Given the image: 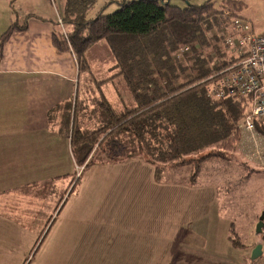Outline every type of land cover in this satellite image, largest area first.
I'll list each match as a JSON object with an SVG mask.
<instances>
[{"label": "rangeland", "instance_id": "1", "mask_svg": "<svg viewBox=\"0 0 264 264\" xmlns=\"http://www.w3.org/2000/svg\"><path fill=\"white\" fill-rule=\"evenodd\" d=\"M110 1L115 0H96L94 10L105 15L113 13L117 4ZM163 1L183 8L188 3L199 5L205 0ZM53 2V9H57L58 2ZM225 2L239 3L241 7L231 9L220 5ZM212 3L216 9H229L249 21L256 34L264 33V0H212ZM29 12L22 11L21 14L31 18ZM221 18L227 28L228 18L222 15ZM18 22L22 20L18 19ZM58 25H53V31L65 50L64 35ZM219 41L223 47L222 40ZM62 55L65 57L67 52ZM86 58L94 79L87 87L90 95H98L101 91L112 109L121 111L127 105V93L123 92L125 84L120 83L121 75H116L118 69L113 68L114 58L107 44L104 41L94 44ZM72 64L76 77L75 61ZM226 64L214 56L210 63L214 69L207 78ZM95 80L101 84L97 86ZM117 94L122 95L121 99ZM92 107L90 104L89 109ZM259 135L256 138L260 142L261 159L249 143L247 153L233 152L229 157L231 161L211 158L198 165L164 166L157 174L155 164L141 154L120 158L109 153L108 159L98 149L90 154V162L85 168L73 161V172L63 176L61 191L56 192L51 201L46 194L48 187L44 188V207L39 215L31 214L32 219L43 227L28 235V255L25 248L17 250L14 264H96L107 257L104 249L111 245L108 241L113 237L110 233L105 238L102 229L116 232L122 224L120 219L112 217L113 214L109 220L104 215L108 211H119L121 207H124L122 216L135 217L140 227V236L134 240L126 237L127 245H142V254H154L159 264L167 259L171 264H189L180 257L195 255L204 264H264V219L262 232H256L258 217L264 212V135ZM126 163L133 165L130 167ZM214 163L231 164L230 175L228 179L224 178L229 181L222 184V179L217 178L219 187L216 191L205 183L209 180L205 174ZM38 199L40 203L43 201ZM71 212L76 213L74 220ZM18 236L21 235H14V238L17 240ZM23 237L25 241V234ZM229 238H238L243 245H234ZM256 244L261 245V255L252 260V249Z\"/></svg>", "mask_w": 264, "mask_h": 264}, {"label": "trees", "instance_id": "2", "mask_svg": "<svg viewBox=\"0 0 264 264\" xmlns=\"http://www.w3.org/2000/svg\"><path fill=\"white\" fill-rule=\"evenodd\" d=\"M95 2H64L62 33L74 56L78 79L72 99L47 112L49 127L69 138L74 163L85 168L90 154L98 149L106 158L109 153L120 158L141 154L155 164L156 174L164 166L198 165L211 158L231 161V153L239 148V122L248 104L211 100L203 93L201 82L211 76L213 57L223 54L218 34L224 20L212 0L183 8L163 0H115L111 2L117 9L107 15L92 14ZM220 5L241 7L232 2ZM26 28V22H13L6 28L0 35V55L8 37ZM102 41L114 58L120 83L125 84L127 105L119 112L101 91L90 95L87 90L94 79L86 53ZM52 44L63 49L55 32ZM184 46L190 48L189 54L177 56ZM255 128L264 135V126L256 124ZM229 239L243 245L238 238Z\"/></svg>", "mask_w": 264, "mask_h": 264}, {"label": "crops", "instance_id": "3", "mask_svg": "<svg viewBox=\"0 0 264 264\" xmlns=\"http://www.w3.org/2000/svg\"><path fill=\"white\" fill-rule=\"evenodd\" d=\"M56 1L57 9L52 7L53 0H0V35L13 22L27 25L25 30L8 37L0 55V264H14L17 250L25 248L28 255V235L43 227L31 214L39 215L44 207V188L48 187L46 194L51 201L61 191L63 176H69L74 168L69 138L59 135L47 123L48 110L72 99L77 83L73 54L68 48L58 50L52 44L53 25H58L57 15L62 17L65 0ZM22 11H30L32 17L27 18ZM96 12L93 10L92 14ZM249 143L245 133L238 148L240 154L247 153ZM258 158H262L261 152ZM230 165L214 163L205 174L209 178L205 183L216 191L217 178L222 179V184L229 181ZM38 197L43 199L41 203ZM123 211L121 207L104 215L109 220L113 214L122 224L116 232L102 229L105 238L110 233L113 237L108 241L111 245L104 249L107 257L97 263L159 264L154 254H142V245H127L126 237L134 240L140 236V227L135 217H123ZM70 216L74 220L76 213L71 212ZM14 235L21 236L16 240ZM195 256L180 260L204 264ZM161 264H171L170 259Z\"/></svg>", "mask_w": 264, "mask_h": 264}, {"label": "built area", "instance_id": "4", "mask_svg": "<svg viewBox=\"0 0 264 264\" xmlns=\"http://www.w3.org/2000/svg\"><path fill=\"white\" fill-rule=\"evenodd\" d=\"M217 13L228 18L227 28L218 34L223 46L220 47L223 54L219 57L227 64L204 80L203 93L211 100L247 102V112L240 120L239 128L243 134H248L254 152L260 155L255 126H264V33L256 34L249 21L229 9L219 7ZM57 23L64 33L60 15H57ZM189 50L184 46L177 56L189 54Z\"/></svg>", "mask_w": 264, "mask_h": 264}, {"label": "water", "instance_id": "5", "mask_svg": "<svg viewBox=\"0 0 264 264\" xmlns=\"http://www.w3.org/2000/svg\"><path fill=\"white\" fill-rule=\"evenodd\" d=\"M263 219H264V212H262V214L258 217V220L256 223V232L257 233L262 232ZM260 255H261V245L256 244L252 249L251 259L254 260Z\"/></svg>", "mask_w": 264, "mask_h": 264}]
</instances>
